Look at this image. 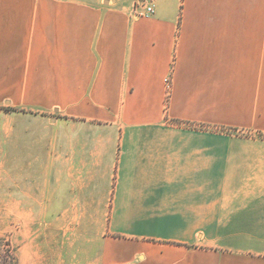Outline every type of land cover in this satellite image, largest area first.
Segmentation results:
<instances>
[{"label":"crops","instance_id":"1","mask_svg":"<svg viewBox=\"0 0 264 264\" xmlns=\"http://www.w3.org/2000/svg\"><path fill=\"white\" fill-rule=\"evenodd\" d=\"M151 1L0 0L17 264H264V0Z\"/></svg>","mask_w":264,"mask_h":264},{"label":"rangeland","instance_id":"2","mask_svg":"<svg viewBox=\"0 0 264 264\" xmlns=\"http://www.w3.org/2000/svg\"><path fill=\"white\" fill-rule=\"evenodd\" d=\"M6 109L7 108L0 107V110ZM26 134V137H29V133L26 132ZM12 139L15 138L12 137ZM28 142L29 141L26 140L24 142H21L19 146H16L14 150L15 153L13 152L14 156L11 154L6 157L5 152H3L4 154L0 152V176L2 177L1 185H3V189L8 190L11 188L10 191L12 192V194H15L17 192L16 186H18V184H16L15 181L17 180V174H21L22 172H30L33 170L39 172V169L41 168V162L39 161H36V163L34 164H32V162H24L23 159L25 157V153L27 152L26 148L29 149L28 147H30V145H28ZM11 158L15 160H12ZM30 164L31 166H28ZM11 175L15 177V180L12 179L13 177H11ZM30 180L40 182L41 178L36 177ZM26 188H28V191L30 190V187L28 186L23 187L22 189L18 190V192L22 193V190ZM36 189H38L39 191L38 187L34 190ZM2 196L3 193L1 192L0 199ZM47 217V209L22 210L9 206L3 207V204H0V264H17L18 247L21 244L22 239H26L25 234L28 232L31 233V231L33 230L34 232L35 230L39 231L41 227H39L38 223H35L46 220ZM32 218L34 219L31 220ZM31 222H33L35 225H32ZM71 251H75V248H73Z\"/></svg>","mask_w":264,"mask_h":264},{"label":"built area","instance_id":"3","mask_svg":"<svg viewBox=\"0 0 264 264\" xmlns=\"http://www.w3.org/2000/svg\"><path fill=\"white\" fill-rule=\"evenodd\" d=\"M138 5H135L133 8V12L136 16H143V15H149L153 13V2L151 0H143V4H141V8L137 7Z\"/></svg>","mask_w":264,"mask_h":264},{"label":"trees","instance_id":"4","mask_svg":"<svg viewBox=\"0 0 264 264\" xmlns=\"http://www.w3.org/2000/svg\"><path fill=\"white\" fill-rule=\"evenodd\" d=\"M7 109H9V110H10V109H12V108H7Z\"/></svg>","mask_w":264,"mask_h":264}]
</instances>
